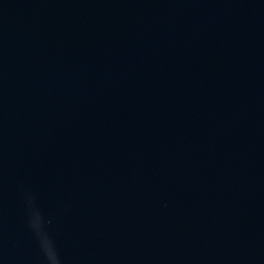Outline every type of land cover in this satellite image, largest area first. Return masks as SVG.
Masks as SVG:
<instances>
[{"label": "water", "instance_id": "1", "mask_svg": "<svg viewBox=\"0 0 264 264\" xmlns=\"http://www.w3.org/2000/svg\"><path fill=\"white\" fill-rule=\"evenodd\" d=\"M264 264V0H0V264Z\"/></svg>", "mask_w": 264, "mask_h": 264}, {"label": "clouds", "instance_id": "2", "mask_svg": "<svg viewBox=\"0 0 264 264\" xmlns=\"http://www.w3.org/2000/svg\"><path fill=\"white\" fill-rule=\"evenodd\" d=\"M33 200V197H28V225L38 241L45 264H62L55 242L51 235L45 230L42 212L38 208L32 206Z\"/></svg>", "mask_w": 264, "mask_h": 264}]
</instances>
